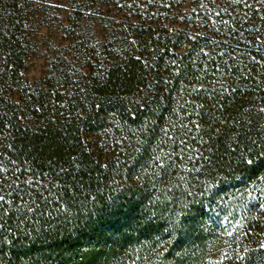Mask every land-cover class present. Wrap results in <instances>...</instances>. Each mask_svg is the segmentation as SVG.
<instances>
[{"label": "trees", "instance_id": "1", "mask_svg": "<svg viewBox=\"0 0 264 264\" xmlns=\"http://www.w3.org/2000/svg\"><path fill=\"white\" fill-rule=\"evenodd\" d=\"M22 2L0 0V264H264V0H71L101 38L72 20L15 101Z\"/></svg>", "mask_w": 264, "mask_h": 264}, {"label": "rangeland", "instance_id": "2", "mask_svg": "<svg viewBox=\"0 0 264 264\" xmlns=\"http://www.w3.org/2000/svg\"><path fill=\"white\" fill-rule=\"evenodd\" d=\"M21 5L27 20V57L15 80L5 79L7 87L2 88L8 89L9 96L14 97L15 101H19L22 94L42 86L49 61L54 56L61 55L63 50L71 51L73 38L78 33L77 30H80L75 23L79 22L78 25L88 36L86 38L93 40L95 36L99 39L102 34L99 19L91 11L94 8L72 15L74 11L71 0H25Z\"/></svg>", "mask_w": 264, "mask_h": 264}]
</instances>
